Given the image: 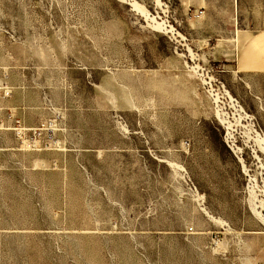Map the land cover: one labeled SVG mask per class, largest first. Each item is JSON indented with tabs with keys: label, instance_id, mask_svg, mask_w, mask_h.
Returning a JSON list of instances; mask_svg holds the SVG:
<instances>
[{
	"label": "rangeland",
	"instance_id": "1",
	"mask_svg": "<svg viewBox=\"0 0 264 264\" xmlns=\"http://www.w3.org/2000/svg\"><path fill=\"white\" fill-rule=\"evenodd\" d=\"M261 32L264 0H0V264H264Z\"/></svg>",
	"mask_w": 264,
	"mask_h": 264
},
{
	"label": "crops",
	"instance_id": "2",
	"mask_svg": "<svg viewBox=\"0 0 264 264\" xmlns=\"http://www.w3.org/2000/svg\"><path fill=\"white\" fill-rule=\"evenodd\" d=\"M248 42L250 45L246 56L253 59L247 62L248 58L244 56L240 63L241 67L245 68L246 72L256 70L257 72L264 73V32L252 36ZM4 72H6V68L0 62V74Z\"/></svg>",
	"mask_w": 264,
	"mask_h": 264
},
{
	"label": "bare ground",
	"instance_id": "3",
	"mask_svg": "<svg viewBox=\"0 0 264 264\" xmlns=\"http://www.w3.org/2000/svg\"><path fill=\"white\" fill-rule=\"evenodd\" d=\"M260 152L264 153V149H261ZM253 158H254L256 161H260L259 156H258L255 152H254V156H253ZM253 206H254V205H253ZM253 206H252V207H253ZM254 208H255V207H253L251 210H253L254 213H256V214L259 216V215H260L259 212H255ZM253 211H252V212H253ZM259 211H260V210H259ZM256 214H255V215H256ZM260 219H261V218H260ZM262 219H264V218H262ZM261 221H262V220H261ZM262 222H264V221H262Z\"/></svg>",
	"mask_w": 264,
	"mask_h": 264
},
{
	"label": "built area",
	"instance_id": "4",
	"mask_svg": "<svg viewBox=\"0 0 264 264\" xmlns=\"http://www.w3.org/2000/svg\"><path fill=\"white\" fill-rule=\"evenodd\" d=\"M200 14H201V12H200ZM16 134H20V132L19 131H16ZM17 136H19V135H17Z\"/></svg>",
	"mask_w": 264,
	"mask_h": 264
}]
</instances>
